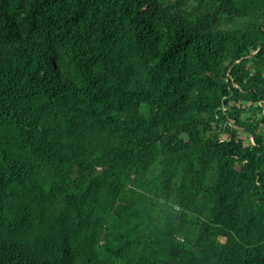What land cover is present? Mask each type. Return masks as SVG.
Segmentation results:
<instances>
[{
  "label": "trees",
  "instance_id": "obj_1",
  "mask_svg": "<svg viewBox=\"0 0 264 264\" xmlns=\"http://www.w3.org/2000/svg\"><path fill=\"white\" fill-rule=\"evenodd\" d=\"M260 127L264 0H0V264H264Z\"/></svg>",
  "mask_w": 264,
  "mask_h": 264
},
{
  "label": "rangeland",
  "instance_id": "obj_2",
  "mask_svg": "<svg viewBox=\"0 0 264 264\" xmlns=\"http://www.w3.org/2000/svg\"><path fill=\"white\" fill-rule=\"evenodd\" d=\"M243 97H244V98L242 99V107L245 109V108L248 106V104H249V102H250V100H251V96H249V95H247V94H244ZM230 125H231V130H232L233 132H236L235 125L233 124L232 121H230ZM229 132H230V130H226V131H225V134H224V136H222V138L227 137L228 134H229ZM259 132L262 133V135H264V128H261V127H260ZM246 133H247V132H246ZM239 134L241 135V137H242L243 139L246 137V135H248V134H246V135L243 134L241 131L239 132ZM248 142H249L250 144L253 143V142H252V138L249 137V136H248Z\"/></svg>",
  "mask_w": 264,
  "mask_h": 264
},
{
  "label": "water",
  "instance_id": "obj_3",
  "mask_svg": "<svg viewBox=\"0 0 264 264\" xmlns=\"http://www.w3.org/2000/svg\"><path fill=\"white\" fill-rule=\"evenodd\" d=\"M256 52H257V51H256ZM256 52H255V53H256ZM248 56H250V55H248ZM238 62H239V60H238V61H236V62H235L233 65H235V64H236V63H238ZM233 65H232V66H233Z\"/></svg>",
  "mask_w": 264,
  "mask_h": 264
}]
</instances>
